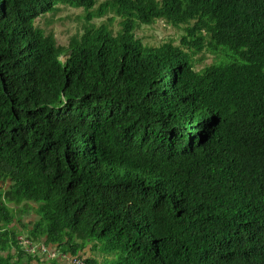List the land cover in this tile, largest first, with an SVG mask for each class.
Here are the masks:
<instances>
[{
	"label": "trees",
	"instance_id": "1",
	"mask_svg": "<svg viewBox=\"0 0 264 264\" xmlns=\"http://www.w3.org/2000/svg\"><path fill=\"white\" fill-rule=\"evenodd\" d=\"M61 4L88 12L68 48L37 25ZM109 14L117 33L93 23ZM158 20L185 27L181 46L137 38ZM205 51L222 57L199 71ZM14 247L264 264V0H0V264H23Z\"/></svg>",
	"mask_w": 264,
	"mask_h": 264
},
{
	"label": "rangeland",
	"instance_id": "2",
	"mask_svg": "<svg viewBox=\"0 0 264 264\" xmlns=\"http://www.w3.org/2000/svg\"><path fill=\"white\" fill-rule=\"evenodd\" d=\"M87 14L88 12L85 8L61 4L57 11L41 16L37 21V25L41 27L47 35H54L60 46L68 48L74 36H79L84 33L88 25ZM110 20H113L112 23H110ZM93 23L98 27L102 26L104 23H110L115 33L121 28V18L114 14H109L102 18H95ZM185 34V27H176L163 20H158L152 25H141L136 31L137 38L147 46H160L171 41L181 46V39ZM221 57L222 56L216 55L210 51H205L204 53L196 55L197 70L201 71L213 65ZM65 58L66 57H63L62 60H65ZM25 234L27 235V232H25ZM97 252H99V255L103 254L102 251ZM100 260L104 261L105 256H101Z\"/></svg>",
	"mask_w": 264,
	"mask_h": 264
},
{
	"label": "crops",
	"instance_id": "3",
	"mask_svg": "<svg viewBox=\"0 0 264 264\" xmlns=\"http://www.w3.org/2000/svg\"><path fill=\"white\" fill-rule=\"evenodd\" d=\"M37 206L33 204H23L19 207H17V218L16 222L13 224L12 229L16 232H18L22 236H29V227L26 228V226L30 225V228L32 227L33 223H37L39 220V216L36 210ZM27 232V235L25 234ZM21 237V236H20ZM58 250L56 247H50V250ZM59 251V250H58ZM60 252V251H59ZM61 253V252H60ZM62 254V253H61ZM11 255L15 260H18L21 258L23 264H69L72 257L70 255H64L59 256L58 259L51 262H41V261H30L29 257H22L21 251L14 247L11 252L7 253V256ZM99 255V252L96 251L94 248V244H90L88 248H86L83 252H81L80 256L83 257H94L96 259L100 260V257L103 256ZM101 261V260H100Z\"/></svg>",
	"mask_w": 264,
	"mask_h": 264
},
{
	"label": "built area",
	"instance_id": "4",
	"mask_svg": "<svg viewBox=\"0 0 264 264\" xmlns=\"http://www.w3.org/2000/svg\"><path fill=\"white\" fill-rule=\"evenodd\" d=\"M23 242V247L28 253H32L35 255L38 251H42L44 253H47V247L46 246H40L39 248L35 246L31 241L27 240V238H20ZM53 255H50L52 257ZM70 264H85L80 259H74L71 261Z\"/></svg>",
	"mask_w": 264,
	"mask_h": 264
}]
</instances>
